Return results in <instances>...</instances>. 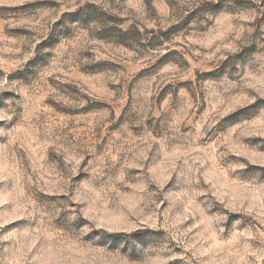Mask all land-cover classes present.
Wrapping results in <instances>:
<instances>
[{"label":"rangeland","instance_id":"1","mask_svg":"<svg viewBox=\"0 0 264 264\" xmlns=\"http://www.w3.org/2000/svg\"><path fill=\"white\" fill-rule=\"evenodd\" d=\"M0 264H264V0H0Z\"/></svg>","mask_w":264,"mask_h":264}]
</instances>
